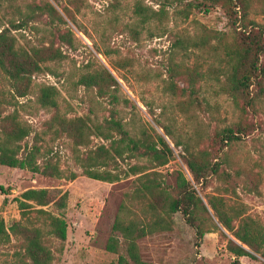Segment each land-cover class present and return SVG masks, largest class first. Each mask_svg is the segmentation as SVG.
<instances>
[{
  "label": "trees",
  "instance_id": "obj_1",
  "mask_svg": "<svg viewBox=\"0 0 264 264\" xmlns=\"http://www.w3.org/2000/svg\"><path fill=\"white\" fill-rule=\"evenodd\" d=\"M53 1L59 6L60 0ZM113 1V16L106 22L95 16L85 24L78 17L86 15L88 0H66L61 10L50 0H0V75L11 93L9 100L0 102V165L66 181L81 174L112 184L133 176L105 246L117 255L112 264H150L141 258L138 240L171 230L172 214L177 211L194 229L198 243L205 234L222 233L225 250L233 256L231 264H239L240 256L254 259L258 254L264 259V226L247 214L243 203L229 202L227 193L230 187L234 191L235 185L231 173L221 167L227 159L223 149L245 136L249 126L240 121L224 124L213 133L212 147L199 149L193 132L174 125L176 106L183 113L192 107L208 110L224 95L245 111L264 98V64L260 61L264 35L262 24L250 18V0H171L176 6L182 3L175 13L183 18L194 10L207 14L219 7L228 30L205 28L195 21L192 32L174 36L160 104L155 96L139 98L162 135L145 126L137 105L123 93L121 83L98 54L129 87L127 75L147 83V76L135 72L128 58L114 56L119 52L110 46V40L123 33L134 38L140 34L162 37L170 15L164 6L167 0H147L150 4L131 0L129 6L124 1L128 14L117 11L123 0ZM124 16L128 17L126 22ZM69 23L92 42L91 49L86 46V60L70 74L73 85L82 87L94 102L103 100V109L109 113L102 119L95 114L69 115L71 107L64 105L59 89L44 83L37 86L32 103L38 110L48 111L49 116L42 129L35 131L20 119L17 108L24 104L18 100L32 93L33 76L57 73L68 59L64 46L77 50L78 40ZM31 28L40 33L37 43L19 45L13 32ZM192 54L195 57L190 61ZM163 96L167 100L161 103ZM9 107L12 111L8 112ZM94 137L103 143L93 144ZM68 141L73 145L72 162L77 172L63 164V156L56 150ZM174 149H178L189 177L176 170L172 185L154 169L173 159ZM257 175L246 178L253 183L252 192H258ZM213 180L220 182L215 187L218 192L206 195L205 203L197 188L204 191ZM68 201L69 193L54 187L27 189L15 199L19 220L6 228L0 219V247L8 245L12 249L10 264H53L68 238Z\"/></svg>",
  "mask_w": 264,
  "mask_h": 264
},
{
  "label": "rangeland",
  "instance_id": "obj_2",
  "mask_svg": "<svg viewBox=\"0 0 264 264\" xmlns=\"http://www.w3.org/2000/svg\"><path fill=\"white\" fill-rule=\"evenodd\" d=\"M59 9L66 4V0H60L59 6L53 0ZM131 0H123L117 11L128 14ZM188 1V0H186ZM90 8L86 15H79L78 19L89 24L92 17H99L106 22L113 16V0H88ZM146 3H149L147 0ZM182 5V3H181ZM176 6L173 1L167 0L164 4L168 10L169 21L166 25V32L162 37L147 38L145 34H140L136 38L123 33L119 36H113L110 40V46L114 51L119 52L115 57H126L130 60L135 72L147 76L148 82L143 83L137 77L127 75L128 83L121 79L117 73L112 71L111 66L103 55L98 54L100 59L110 68L113 75L122 85V91L134 102L139 111V115L148 128H153L155 133L162 135L161 129L155 126L152 116L147 108L140 101V96L158 97L160 104V93L164 79L167 60L171 52L174 36L192 32L194 22L199 21L203 27L220 31H227V19L219 7H213L207 14H202L194 10L188 18L178 16ZM250 18L255 19L262 24L264 35V2L262 0H250L249 2ZM154 7L157 8L156 5ZM1 15V14H0ZM128 17L124 16V22ZM34 26H38L37 23ZM77 37V50L75 52L64 46V51L68 59L60 64L56 74L43 72L32 77V93L18 101L24 104L23 108H17L20 119L27 121L35 131L42 129V123L48 118V111L38 110L32 103L33 93L37 86L41 84L55 85L62 95L64 105H70L71 113L69 115H93L102 119V116L109 113L103 109V100L96 102L93 97L86 94L82 87H74L70 74L78 71L82 62L86 60L88 51L86 46L91 49L92 42L82 32L78 31L72 23H69ZM39 27V26H38ZM17 42L21 46H29L37 43L40 33L35 29L26 31H14ZM194 54L190 61L194 60ZM200 60V59H199ZM212 59H209L211 61ZM202 60H200L201 62ZM260 61L264 64V52L260 56ZM216 63V62H215ZM120 72L127 74L125 69ZM177 86H182L179 80H174ZM264 87V81H263ZM11 97L10 87L5 78L0 75V102L9 100ZM166 96L161 98V103L166 102ZM218 105L201 109L198 107L189 108L187 113L180 112L176 106L177 122L174 125L186 128L188 132H193L197 140L199 149H209L212 147V135L217 128L224 124H231L240 121L249 126L250 131L241 139H238L223 149L226 163L221 167L226 168L233 177L232 186L234 191L229 188V202H241L246 207V212L253 218L259 220L264 226V98L259 105L253 108H246L245 111L221 95L217 98ZM106 105V104H105ZM173 106V105H172ZM170 106V107H172ZM168 107V109L170 108ZM12 108H8V112ZM156 112H159L157 109ZM46 139L49 136H45ZM30 140V138H29ZM93 144L103 143L100 138H93ZM63 156L62 162L76 172L72 162L74 155L73 145L70 141L65 145L56 148ZM174 158L169 160L164 166L154 169L161 173L164 180L169 184H174V173L181 170L185 176L189 174L182 163L178 149H174ZM62 165V166H64ZM238 170V175L235 174ZM258 174L259 187L258 192H252L253 183L246 178ZM133 176L123 179L117 183H110L85 175L79 174L73 181L66 179H57L33 174L25 170L12 169L0 165V219L3 220L5 227H10L15 221L19 220V210L15 199L27 189H40L43 187L60 188L69 193V201L65 213V220L68 225V238L61 254H56L53 264H112L117 260V255L109 253L106 249L108 238L112 234V224L114 222L118 207L124 199L125 191L130 187V181ZM220 182L213 180L209 187L204 191H199V196L206 203L205 196L217 194L215 189ZM250 188H246V187ZM249 189V190H248ZM172 229L166 232L153 233L138 240V249L141 258L150 264H231V254L225 250L226 237L220 232H210L205 234L198 243L195 231L189 227L183 220L182 214L177 211L172 214ZM229 235V233L224 230ZM12 242H14L12 240ZM11 248L8 245L0 247V264H10ZM254 259L246 258L243 264H264L258 254Z\"/></svg>",
  "mask_w": 264,
  "mask_h": 264
},
{
  "label": "crops",
  "instance_id": "obj_3",
  "mask_svg": "<svg viewBox=\"0 0 264 264\" xmlns=\"http://www.w3.org/2000/svg\"><path fill=\"white\" fill-rule=\"evenodd\" d=\"M165 139H167V138L165 137ZM167 141L170 142L169 139H167ZM170 144L172 145V143H170ZM231 257H232V258H231V260H232V259H233V256H231ZM237 260H238L239 264H243V262L246 260V258L240 256V257L237 258Z\"/></svg>",
  "mask_w": 264,
  "mask_h": 264
}]
</instances>
